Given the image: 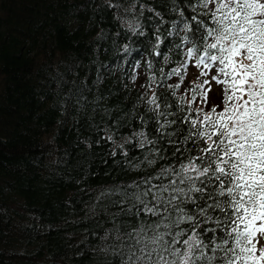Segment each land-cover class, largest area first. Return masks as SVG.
Returning a JSON list of instances; mask_svg holds the SVG:
<instances>
[{
  "label": "trees",
  "instance_id": "16d2710c",
  "mask_svg": "<svg viewBox=\"0 0 264 264\" xmlns=\"http://www.w3.org/2000/svg\"><path fill=\"white\" fill-rule=\"evenodd\" d=\"M190 2L0 0V264H125L141 223L121 192L178 164L165 141L168 158L152 166L135 139L124 142L141 129L158 135L138 119L150 118L141 85L182 59L174 45ZM189 66L186 98L198 83Z\"/></svg>",
  "mask_w": 264,
  "mask_h": 264
},
{
  "label": "snow or ice",
  "instance_id": "6c2138e0",
  "mask_svg": "<svg viewBox=\"0 0 264 264\" xmlns=\"http://www.w3.org/2000/svg\"><path fill=\"white\" fill-rule=\"evenodd\" d=\"M188 7L194 15L181 22L184 34L174 45L182 59L168 72L159 69L161 80L152 74L141 85L150 118L138 119L154 122L158 135L141 129L124 142L135 139L147 152L141 163L152 166L168 158L165 141L178 164L121 192L141 223L129 234L125 264H264V0H193ZM191 61L204 79L186 98L178 90ZM173 76L178 83H165ZM213 81L222 86L218 102ZM151 85L157 88L148 95ZM160 87L175 101L159 95Z\"/></svg>",
  "mask_w": 264,
  "mask_h": 264
},
{
  "label": "rangeland",
  "instance_id": "374dc122",
  "mask_svg": "<svg viewBox=\"0 0 264 264\" xmlns=\"http://www.w3.org/2000/svg\"><path fill=\"white\" fill-rule=\"evenodd\" d=\"M189 71L196 75V80L198 79V83L204 79V77H201L199 75L201 69H197L195 66H189ZM213 74H214V70H213ZM211 86H217V85L213 81L211 82ZM220 88H222V86ZM261 243L264 244V238H261Z\"/></svg>",
  "mask_w": 264,
  "mask_h": 264
}]
</instances>
